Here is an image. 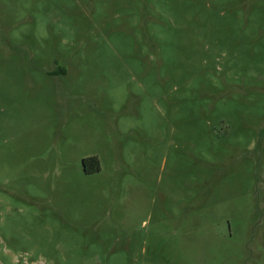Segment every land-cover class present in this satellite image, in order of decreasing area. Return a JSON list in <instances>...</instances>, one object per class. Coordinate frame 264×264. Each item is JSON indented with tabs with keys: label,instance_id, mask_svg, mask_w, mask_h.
<instances>
[{
	"label": "rangeland",
	"instance_id": "obj_1",
	"mask_svg": "<svg viewBox=\"0 0 264 264\" xmlns=\"http://www.w3.org/2000/svg\"><path fill=\"white\" fill-rule=\"evenodd\" d=\"M0 264H264V0H0Z\"/></svg>",
	"mask_w": 264,
	"mask_h": 264
},
{
	"label": "trees",
	"instance_id": "obj_2",
	"mask_svg": "<svg viewBox=\"0 0 264 264\" xmlns=\"http://www.w3.org/2000/svg\"><path fill=\"white\" fill-rule=\"evenodd\" d=\"M97 170V169H96Z\"/></svg>",
	"mask_w": 264,
	"mask_h": 264
}]
</instances>
